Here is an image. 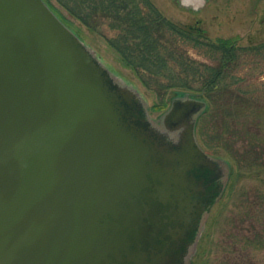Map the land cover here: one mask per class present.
<instances>
[{
    "label": "water",
    "instance_id": "1",
    "mask_svg": "<svg viewBox=\"0 0 264 264\" xmlns=\"http://www.w3.org/2000/svg\"><path fill=\"white\" fill-rule=\"evenodd\" d=\"M206 105L152 119L44 0H0V264H190L230 176Z\"/></svg>",
    "mask_w": 264,
    "mask_h": 264
},
{
    "label": "trees",
    "instance_id": "2",
    "mask_svg": "<svg viewBox=\"0 0 264 264\" xmlns=\"http://www.w3.org/2000/svg\"><path fill=\"white\" fill-rule=\"evenodd\" d=\"M44 1L82 39L65 16L49 0ZM54 1L68 16L99 35L114 51L120 64L155 94L159 103L154 104L153 109L166 107L165 98L169 92L172 93L170 99L181 93L203 98L207 105L198 119L201 121L199 134L201 130L203 133L205 129L213 130L214 133L208 135L209 141L220 142L238 164L243 161L245 164L260 163L264 142L261 149H256L249 142L251 139H244L249 137V130L254 126H246L249 130L246 128L241 134L231 129L230 121L243 107L239 103L242 99L258 98L251 90L242 88L244 78L237 71L246 65L257 68L264 61V41L240 46L237 37L212 38L199 23L180 25L167 19L151 0ZM193 53L205 60L197 59ZM262 90L264 92V84ZM206 120L211 121L208 127ZM224 134L236 140L227 141ZM226 161L231 171V163ZM262 224L264 226L263 221ZM261 233H264L262 227L246 238L252 243Z\"/></svg>",
    "mask_w": 264,
    "mask_h": 264
},
{
    "label": "rangeland",
    "instance_id": "3",
    "mask_svg": "<svg viewBox=\"0 0 264 264\" xmlns=\"http://www.w3.org/2000/svg\"><path fill=\"white\" fill-rule=\"evenodd\" d=\"M49 1L110 70H116L122 76H119L120 78L124 77L140 91L152 119L157 118L167 108L171 92L166 95L164 109H153L152 106L159 103L155 94L120 64L116 54L104 40L68 16L54 0ZM151 1L167 19L180 25L199 23L212 38L237 37L240 46L264 41V0H196L194 2L199 7L195 10H191L189 6L192 5L187 6L184 0V5L177 4L174 0ZM193 55L199 60H205L202 56L194 53ZM237 74L244 78L242 88L251 90L258 98L251 101L242 99L239 102L243 107L238 110L236 117L231 119V129L242 134L245 133L243 130L246 126H254L250 130L247 128L249 137L244 139H251L249 142L253 147L261 149L264 142V61L260 62L257 68L246 65L239 69ZM210 122L206 120V127ZM199 128L200 120L196 126L200 146L210 155L225 161L228 159L231 163V174L224 193L210 210L190 264H264V233L257 235L252 243L251 239L246 238V235H252L253 230L258 231L261 227L264 232V150L260 163L245 164L243 161L238 164L220 142L216 139L209 141L208 135H212L213 130L205 129L204 133L201 130L199 134ZM222 136L227 141L236 140L228 134Z\"/></svg>",
    "mask_w": 264,
    "mask_h": 264
},
{
    "label": "flooded vegetation",
    "instance_id": "4",
    "mask_svg": "<svg viewBox=\"0 0 264 264\" xmlns=\"http://www.w3.org/2000/svg\"><path fill=\"white\" fill-rule=\"evenodd\" d=\"M177 4H180V5H184V3L186 2L187 6L189 5H192V6H189L191 8V10H195L197 9L199 6L196 5L197 3L194 2L196 0H184V3H183V0H174ZM184 8V6H182ZM187 8V7H186Z\"/></svg>",
    "mask_w": 264,
    "mask_h": 264
}]
</instances>
